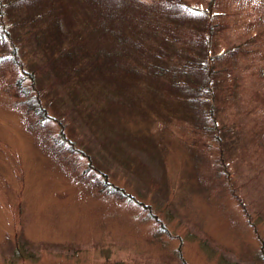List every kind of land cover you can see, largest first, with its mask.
<instances>
[{"label": "rangeland", "instance_id": "obj_1", "mask_svg": "<svg viewBox=\"0 0 264 264\" xmlns=\"http://www.w3.org/2000/svg\"><path fill=\"white\" fill-rule=\"evenodd\" d=\"M227 5L218 50L235 45L223 57L234 83L210 117L214 134L205 109L170 111L143 79L127 87L135 95L91 91L54 109L65 137L129 199L98 191L103 176L81 173L88 157L54 150L59 123L32 129L0 72V264H264V0ZM20 10L12 23L24 34Z\"/></svg>", "mask_w": 264, "mask_h": 264}, {"label": "trees", "instance_id": "obj_2", "mask_svg": "<svg viewBox=\"0 0 264 264\" xmlns=\"http://www.w3.org/2000/svg\"><path fill=\"white\" fill-rule=\"evenodd\" d=\"M230 1L206 0L203 7L185 0H156V6L154 0L149 4L143 0H0V72L8 74V95L32 129L41 130L49 120L60 124L57 138L51 141L57 148L48 134L45 142L67 159H73L67 154L88 157L81 173L103 176L98 191L129 199L119 186L110 185L88 154L75 148L74 140L65 137L61 115L54 109L65 100L78 107L88 95L92 97L91 91L135 95L127 87L143 79L149 97L170 101V111L191 119L205 109L215 119L219 99L229 94L234 83L223 57L229 58L235 45L218 50ZM72 6H77L76 16ZM15 9H21L23 23L30 24L24 34L15 33L11 14ZM78 15L79 25L72 22ZM46 86L54 93H46ZM211 121L203 129L208 127L207 132L214 134L217 127ZM107 123L111 129L118 125L113 119ZM120 135L125 141L129 132ZM217 143L223 147L222 139Z\"/></svg>", "mask_w": 264, "mask_h": 264}]
</instances>
